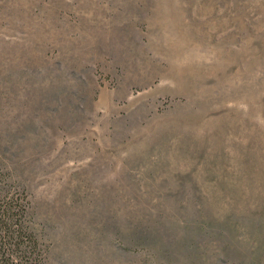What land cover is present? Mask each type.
Here are the masks:
<instances>
[{"label":"rangeland","instance_id":"1","mask_svg":"<svg viewBox=\"0 0 264 264\" xmlns=\"http://www.w3.org/2000/svg\"><path fill=\"white\" fill-rule=\"evenodd\" d=\"M0 191L46 264H264V0H0Z\"/></svg>","mask_w":264,"mask_h":264},{"label":"trees","instance_id":"2","mask_svg":"<svg viewBox=\"0 0 264 264\" xmlns=\"http://www.w3.org/2000/svg\"><path fill=\"white\" fill-rule=\"evenodd\" d=\"M27 201L0 191V264H46L40 243L25 223Z\"/></svg>","mask_w":264,"mask_h":264}]
</instances>
